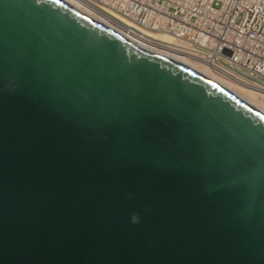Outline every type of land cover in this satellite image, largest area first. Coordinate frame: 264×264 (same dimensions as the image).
<instances>
[{"label": "water", "instance_id": "1", "mask_svg": "<svg viewBox=\"0 0 264 264\" xmlns=\"http://www.w3.org/2000/svg\"><path fill=\"white\" fill-rule=\"evenodd\" d=\"M0 264H264V110L68 0H0Z\"/></svg>", "mask_w": 264, "mask_h": 264}, {"label": "built area", "instance_id": "2", "mask_svg": "<svg viewBox=\"0 0 264 264\" xmlns=\"http://www.w3.org/2000/svg\"><path fill=\"white\" fill-rule=\"evenodd\" d=\"M78 1L264 99V0Z\"/></svg>", "mask_w": 264, "mask_h": 264}, {"label": "bare ground", "instance_id": "3", "mask_svg": "<svg viewBox=\"0 0 264 264\" xmlns=\"http://www.w3.org/2000/svg\"><path fill=\"white\" fill-rule=\"evenodd\" d=\"M68 1L76 4L77 6L83 8L84 10H86L87 12L92 14L93 16L97 17L98 19H101L104 22H106L107 24L113 26L117 30L121 31L126 37L135 41L136 43H138L142 46L148 47L150 49H153L155 51L167 54L171 57L177 58L180 61L185 62L186 64L194 67L195 69L203 72L204 74H207L208 76H210V77L214 78L215 80H217L218 82L224 84L225 86H227L231 90L235 91L237 94H239L240 96H242L243 98H245L246 100L251 102L252 104H254L257 107H259L260 109L264 110V99H261L255 95L247 92V91H244L242 88L237 87L235 84H233L232 82L227 80V78L223 77L224 78L223 79L217 73H214L213 71H211L207 67L200 65L199 63L194 62V61L185 60L182 57H180L174 51H168L167 49H165V48L161 47L159 44H157V41L154 40L153 38L148 37V38H150L151 41L147 40L148 38H139V36H137V34H135V32L131 31V26L127 25L123 21H120V19H117L113 16L107 15L105 12H103L99 9L97 10L95 8L89 7L88 5L81 3L78 0H68Z\"/></svg>", "mask_w": 264, "mask_h": 264}]
</instances>
